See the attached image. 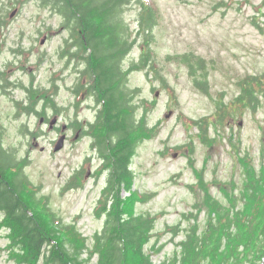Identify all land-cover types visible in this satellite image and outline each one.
<instances>
[{"label":"rangeland","instance_id":"1","mask_svg":"<svg viewBox=\"0 0 264 264\" xmlns=\"http://www.w3.org/2000/svg\"><path fill=\"white\" fill-rule=\"evenodd\" d=\"M144 5L154 12L150 27L141 24L147 17ZM59 7L52 9L43 0H0V18L11 21L0 67L14 59L18 67L24 64V71H9V78L21 79L26 87L33 84L35 91L51 92L57 84L54 99L59 105V115L49 110L50 118L41 122L17 116L11 98L0 94V146L9 150L17 171L30 183L26 195L31 199L34 194L42 222L49 229H66L63 238L74 229L92 246L94 236L104 232L102 197L112 166L103 171L100 145L94 146L85 131L106 103L93 87L99 79L87 71L94 68L93 58L74 56L90 57L92 50L77 44L79 30L63 27ZM116 10L111 21L122 22L127 43L118 56L122 71L128 72L121 84L135 107L134 119L138 124L145 119L150 129L140 131L142 141L131 164L134 203L128 210L155 217L146 251L153 262L169 263L180 259L181 242L193 227L201 233L207 229L214 199L220 209L230 200L241 201V190L250 191L246 172L255 171L261 179L264 175V88L257 108L237 106L224 123H214L218 106H234L244 80L264 77V0H131ZM12 11L14 17H8ZM80 29L85 37V28ZM29 48L34 52L30 62L13 53ZM56 71L61 76L54 77ZM83 72L90 86L84 98L76 96ZM9 95L25 97L26 104L33 100L31 93L15 87ZM102 117L106 129V114ZM196 121L211 122L206 135ZM62 136L64 147L56 150ZM79 170L81 176H73ZM121 195L130 194L122 190ZM13 245L11 234L0 225V264H22L21 251ZM97 262L94 256L90 264Z\"/></svg>","mask_w":264,"mask_h":264},{"label":"trees","instance_id":"2","mask_svg":"<svg viewBox=\"0 0 264 264\" xmlns=\"http://www.w3.org/2000/svg\"><path fill=\"white\" fill-rule=\"evenodd\" d=\"M54 1L56 4H54ZM45 3L60 6V12L74 15L75 23L84 26L88 47L92 50L91 74L101 82L98 95L103 93L106 107V126L99 117L100 133L97 143L105 157L106 167L112 171L103 194L104 207L101 213L106 216L104 232L94 236L93 245L76 230H70L61 237L62 230L49 229L37 213L32 197L27 198L26 188L30 185L22 171H17L10 154L0 146V225L12 236L13 249L21 251L22 264H90L94 256L97 264H157L146 251L151 234L155 229V217L133 214L128 206L133 204L131 192L135 178L131 164L142 138L140 131H150L145 119L137 123L134 119L135 107L127 99L122 87L119 55H123L127 43L122 36V22L111 21L118 14L116 8L128 5L131 0H44ZM65 7V11L62 10ZM142 26L150 27L154 12L144 8ZM84 44V40L80 41ZM128 50V49H127ZM147 51V50H146ZM150 51V50H149ZM121 53V54H120ZM149 61V58L147 59ZM121 77V78H120ZM120 78V79H119ZM118 79L120 81H118ZM241 94L236 97L234 106H218L214 123H224L236 111V107L257 108L260 105V89L264 88V77H251L244 80ZM264 90V89H263ZM222 104V103H221ZM251 109V108H250ZM207 125L196 121L205 133ZM149 134V133H148ZM1 142V140H0ZM17 171V172H16ZM13 172V173H12ZM264 173V170H263ZM248 189L241 190V201H231L221 207L217 200L212 201L211 213L204 233L196 227L182 243V255L169 263L162 264H261L264 259V175L255 171L246 172ZM71 188V186H69ZM122 190L129 196L121 195ZM111 195V203L109 197ZM127 198V199H126ZM125 199L128 203L125 204ZM244 204V206H243ZM240 209L238 210V206ZM89 252L87 257H83ZM161 264V263H160Z\"/></svg>","mask_w":264,"mask_h":264},{"label":"flooded vegetation","instance_id":"3","mask_svg":"<svg viewBox=\"0 0 264 264\" xmlns=\"http://www.w3.org/2000/svg\"><path fill=\"white\" fill-rule=\"evenodd\" d=\"M43 3H45L44 0H43ZM54 4H56L55 1H54ZM46 6H49V7H51L53 9L52 5L46 4ZM14 12L15 11H13L11 14H7L8 17L13 18L14 17L13 16ZM62 16L65 18V23H64L65 25H63V27L67 26V27L70 28L71 26H73L74 31L77 29V30H79V31H77L78 34L81 32V29L77 28L75 26V16L74 15L71 16V15H65L64 14ZM10 23H11V21H8L5 16H2L0 18V59L2 57L3 50L5 49V47H2V45H3L2 41H3V38L6 35L5 32L6 31L7 32L10 31ZM51 29H52L51 31L54 33L55 30L53 28H51ZM77 44L82 49L88 43H87V40H86L84 45H82L80 43V41H77ZM85 49H87V48L85 47ZM68 50H69V47L66 48V51H68ZM13 53H17L16 55H18V58L22 59L24 62H30V60L32 59L33 54H34V52H33V50L31 48L24 49V50L18 49L17 51H14ZM74 56H76V58L87 59L86 56H88V55L81 56L80 54L75 52ZM12 70L24 71L25 70V65L23 64L22 68L18 67L17 60L14 59V60L4 64V68L0 67V80H1V83H0V94H3L5 96H9L11 98V100L14 102V106H15V109H16L15 113H16L17 116H21V115L34 116L36 118H40L41 122H44L45 118H48V119L50 118L49 110H51L54 113V115H59V105L56 103V101L54 99V96L58 92V89H57L58 85L57 84L51 85V87H50V91L51 92H48L47 90H41V92L37 91V90L35 91L33 89V84H32V88H30V87H26L24 85V83L22 82V80L19 79V78L18 79H10L9 78V76H10L9 71H12ZM58 71H56L54 73V77H56V78L61 76V74H62V72L59 73ZM88 79H89V75L86 74L85 72H83V74L80 76V79H79V82H78L79 88L77 90L76 96H77V94L83 93L84 94L83 98H84L86 92L89 91V89H90L89 87L90 86H89ZM99 86H100V81H99L98 85H96V86L93 85V87L96 88V90L99 88ZM14 87H15V89H21L22 92L26 93L27 95H29V93H31V96L33 98V100H31V103L30 104H26L25 102H23L24 100H26L25 97H20L19 98L18 96L9 95L11 93V89L14 88ZM100 94L98 95L99 98L101 96ZM38 100H43L45 102L43 107H39L38 103L36 104V102ZM32 102H34L35 104L32 105ZM56 117H58V116H56ZM99 117L98 118L96 117V121L94 123H92V124L97 123V120L99 119ZM88 136L92 137L91 135H88ZM7 151H9V150H7ZM88 170H89L90 173H95V171H96V170H92L91 167ZM76 174H77V172L74 175H76ZM87 177H88V175H87Z\"/></svg>","mask_w":264,"mask_h":264},{"label":"water","instance_id":"4","mask_svg":"<svg viewBox=\"0 0 264 264\" xmlns=\"http://www.w3.org/2000/svg\"><path fill=\"white\" fill-rule=\"evenodd\" d=\"M64 138H65V137H62V138L59 140L58 145H57V147H56V150H59V149H61L62 147H64Z\"/></svg>","mask_w":264,"mask_h":264}]
</instances>
